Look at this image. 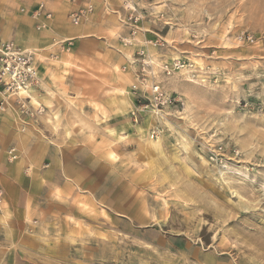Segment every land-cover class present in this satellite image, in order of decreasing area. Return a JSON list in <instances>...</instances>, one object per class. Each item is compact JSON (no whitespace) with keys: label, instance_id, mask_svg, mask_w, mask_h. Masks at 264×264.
<instances>
[{"label":"rangeland","instance_id":"1","mask_svg":"<svg viewBox=\"0 0 264 264\" xmlns=\"http://www.w3.org/2000/svg\"><path fill=\"white\" fill-rule=\"evenodd\" d=\"M64 2L54 55L60 5L0 0L43 96L0 109V264H264V0Z\"/></svg>","mask_w":264,"mask_h":264},{"label":"built area","instance_id":"2","mask_svg":"<svg viewBox=\"0 0 264 264\" xmlns=\"http://www.w3.org/2000/svg\"><path fill=\"white\" fill-rule=\"evenodd\" d=\"M90 9L91 6L87 7V10ZM38 13L34 12V16ZM79 18V15H73L70 21L77 25ZM128 20L134 23L139 21L138 17L132 16V14ZM173 67H180V62H174ZM39 81L35 52L19 46L12 40L3 39L0 33V109H4V105L10 103L16 107L21 116L33 115L34 112H29L31 108L28 107L30 97L26 96L39 85ZM150 85L151 97L149 101L155 102L157 105L171 102L169 97H165L163 89L158 83L152 81ZM39 109H36L35 114L39 113ZM152 134L155 132L152 131Z\"/></svg>","mask_w":264,"mask_h":264},{"label":"crops","instance_id":"3","mask_svg":"<svg viewBox=\"0 0 264 264\" xmlns=\"http://www.w3.org/2000/svg\"><path fill=\"white\" fill-rule=\"evenodd\" d=\"M40 1H43L44 3L46 2L47 4H49V2L51 1L52 3H54L56 5H60V3L61 4H64L65 3L64 0H59V1L58 0H40ZM58 9L59 10H58L57 13L56 12L55 13L52 12V16L54 18H53V20L50 23L52 25V27L54 29H56V32L55 33L59 36V37H56V38H58L56 41H53V39H52V42H54V43H52L53 46H54V48H53L54 50L52 51V53H54V55H58L60 52H65V51H63L64 49L66 51H68L70 44H72V42H68V41L74 39V36L79 35L80 32H82L84 29H86L84 27H82V28L81 27L80 28L79 27H66V29H64V28L59 27V26H54L53 23L56 24L58 21L60 22L63 19V14L65 13V10H63L61 8V5H60V7ZM17 44H19V43H17ZM21 47H23L25 49H30V50H33L34 51V49L26 48L23 45ZM55 57H57V56H55ZM36 63L38 64V59L37 58H36ZM40 76H41L42 82H43L44 75L42 76V73L41 72H40ZM32 98L35 99L34 101L36 103H38V101L36 100L38 98L40 100H43L42 94H40V96H38V94H36V92L34 90L31 91V100H33ZM46 106H50L51 107V103H46ZM1 207H2V202L0 204V210H1Z\"/></svg>","mask_w":264,"mask_h":264},{"label":"bare ground","instance_id":"4","mask_svg":"<svg viewBox=\"0 0 264 264\" xmlns=\"http://www.w3.org/2000/svg\"><path fill=\"white\" fill-rule=\"evenodd\" d=\"M32 91V90H31ZM28 94V96H26L27 98L28 97H30L31 98V92L30 93H27ZM33 99V98H32ZM33 100H35V99H33ZM6 106H11V104L10 103H7V104H5L4 105V107H6ZM157 112V111H156ZM255 192V191H254Z\"/></svg>","mask_w":264,"mask_h":264}]
</instances>
